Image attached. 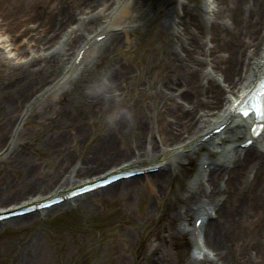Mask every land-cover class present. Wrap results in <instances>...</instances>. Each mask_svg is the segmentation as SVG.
<instances>
[{"label":"rangeland","instance_id":"1","mask_svg":"<svg viewBox=\"0 0 264 264\" xmlns=\"http://www.w3.org/2000/svg\"><path fill=\"white\" fill-rule=\"evenodd\" d=\"M114 1L119 0H24L0 9V43L7 45L3 49L0 44V210L54 192L73 168L76 181L118 168L131 158L125 150L140 134L158 141L173 135L170 131L187 124L206 76L215 74L207 45L199 52L202 63L195 65L201 66L196 84L192 65H180L171 74L159 27L137 18L141 0H130L131 11L120 14L117 24L130 23L115 47H107L112 41L101 42L68 81L59 80L52 68L44 78L41 71L18 78L21 71L15 67L42 53L37 44L43 43L39 39L46 21L51 27L75 25L87 10L97 12ZM144 2L153 17L156 10L172 11L175 0ZM98 23L85 33L100 31ZM77 33L63 59L67 68L80 42ZM102 52V59L96 57ZM178 52L186 57L180 46ZM207 150L204 146L194 156L180 155L175 176L161 189L154 187L155 177L144 176L131 199L92 192L0 224V264H185L194 254L189 229L195 212L185 213L175 197L190 183ZM151 164L144 158L139 162ZM183 221L186 231L178 233L175 229ZM205 239L213 253L220 250ZM235 254L224 250L218 264H262L264 245Z\"/></svg>","mask_w":264,"mask_h":264},{"label":"bare ground","instance_id":"2","mask_svg":"<svg viewBox=\"0 0 264 264\" xmlns=\"http://www.w3.org/2000/svg\"><path fill=\"white\" fill-rule=\"evenodd\" d=\"M23 1L0 0V9L6 11L8 8L16 7V3ZM112 4L109 7L100 8L97 12L95 9L87 10L85 16L76 20L75 25L63 26L60 22L58 27H51L49 21H46L47 24L43 28L45 35L43 39H39V42L43 41V45L37 44L42 53L39 56H33L29 61L20 62L17 67L14 65L19 72L21 71L18 78L23 79L26 73L34 74L39 71L43 73L42 78H44L45 73L52 68L57 76L61 75L59 80H64L65 83L84 64L85 59L95 50L96 46H100L101 42L106 44L112 41L107 47H113L120 33H124L125 26L128 27L130 23L117 24V18L124 12H130L132 8L129 0L114 1V5ZM172 6V11L156 10L153 14L155 16L152 17L145 8L144 0H141L136 17L144 19L148 25L156 24L159 27L160 36L165 39L166 68L171 74L180 65L187 64L186 66L195 67L202 63L199 52L202 48L203 52L206 45L208 47L205 52L209 55V62L215 74L206 76V87L202 86L201 94H196L194 97V106L191 114L189 113L187 124L180 126L179 129L176 128L175 131L169 130L173 135L164 136L159 139L160 141L156 140L154 135L147 137V135L140 134L139 138L125 150L131 157L129 160L124 161L118 168L106 170L93 178L76 181L72 177L76 175H73L74 168L70 171L67 168L61 174L64 175L69 171L66 183L54 192L19 203L17 206L7 207L5 210H0V213L17 210V208L43 201L49 197L63 195L76 187L114 172L158 167L152 173L123 178L93 192H100L109 197H114L118 193L125 194L128 199H131L133 191L137 189L136 182L142 177H155L157 181L154 187L161 189L175 176L181 164L180 155L194 156L206 146L208 148L205 153L206 159L200 163V165L207 164L206 167L198 169L190 183L175 197V201L181 204L180 207L184 208L185 213L194 211L195 219L202 218L203 220L197 234L193 233V223L190 226L194 254L186 258L185 264H218L219 255H223L226 249L235 251L237 253L235 255L240 256L250 248L263 247L264 131L248 148L234 146L242 142V140L237 141L239 136L248 137L249 127L253 123V114L250 113L244 118L238 113L235 115L231 107L263 73L264 0H201L199 3L196 0H175ZM74 13L73 10L72 15ZM95 21L99 22L96 28H100V31L93 29L95 33H85L86 28ZM76 33L80 42L69 57L71 64L67 68V62L63 59ZM101 34H105V38L89 46L83 52V60L77 68L72 62L81 51V47ZM54 41L56 43L50 46ZM0 44L3 49H6L7 45L3 41ZM179 46L186 52L185 58H183V53L179 55ZM104 54L102 52L96 57L102 59ZM94 68H89L88 78ZM197 69L201 70V66ZM197 69L195 67V70L191 72L195 75L194 84L197 81ZM189 82L192 84L191 81ZM111 86L113 87L114 84L112 83ZM4 119L3 130L7 126V119ZM220 124L225 126L218 134H213L205 141L199 140L209 130ZM228 140L231 142L228 147H224ZM196 141L201 142L199 146ZM170 153H177L178 156L171 157ZM169 154L167 161L166 156ZM142 158L154 164L140 166L139 162ZM77 171V174L81 173V168ZM86 194L90 195V193H85L83 196L86 197ZM56 206L49 209L53 210L52 208ZM178 213L180 212H176ZM27 216L8 219L0 224L17 222ZM213 224V230L208 232V227ZM185 229L186 224L183 221L179 223L175 231L184 233ZM206 236L210 245H216L219 251L213 253V250L208 249ZM262 264H264V258Z\"/></svg>","mask_w":264,"mask_h":264},{"label":"snow or ice","instance_id":"3","mask_svg":"<svg viewBox=\"0 0 264 264\" xmlns=\"http://www.w3.org/2000/svg\"><path fill=\"white\" fill-rule=\"evenodd\" d=\"M258 114H260L262 117H264V107H262L261 109H257ZM248 113L245 112V115H247Z\"/></svg>","mask_w":264,"mask_h":264}]
</instances>
